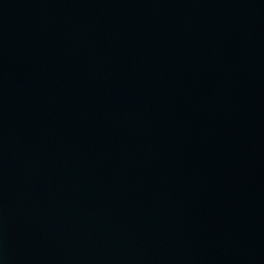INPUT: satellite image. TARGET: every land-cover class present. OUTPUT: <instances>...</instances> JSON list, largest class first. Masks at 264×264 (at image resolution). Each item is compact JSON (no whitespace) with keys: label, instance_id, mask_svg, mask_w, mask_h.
<instances>
[{"label":"water","instance_id":"water-1","mask_svg":"<svg viewBox=\"0 0 264 264\" xmlns=\"http://www.w3.org/2000/svg\"><path fill=\"white\" fill-rule=\"evenodd\" d=\"M0 264H264V0H0Z\"/></svg>","mask_w":264,"mask_h":264}]
</instances>
